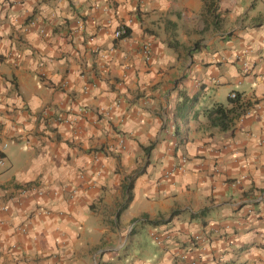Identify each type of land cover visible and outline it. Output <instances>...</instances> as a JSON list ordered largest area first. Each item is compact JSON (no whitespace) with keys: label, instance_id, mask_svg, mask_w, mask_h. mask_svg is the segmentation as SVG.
<instances>
[{"label":"crops","instance_id":"0c3cea01","mask_svg":"<svg viewBox=\"0 0 264 264\" xmlns=\"http://www.w3.org/2000/svg\"><path fill=\"white\" fill-rule=\"evenodd\" d=\"M255 3L0 0V264H264ZM230 80L257 100L232 130L173 115L182 94H198L197 109Z\"/></svg>","mask_w":264,"mask_h":264},{"label":"trees","instance_id":"16d2710c","mask_svg":"<svg viewBox=\"0 0 264 264\" xmlns=\"http://www.w3.org/2000/svg\"><path fill=\"white\" fill-rule=\"evenodd\" d=\"M126 34H127V30H125L124 35ZM229 94L225 102L213 100L209 104H204L197 109L195 108V105L198 102L199 95L193 94L191 97H189L186 94H182V98L175 106L173 115L177 116L182 122L186 121L189 118V116L193 118L201 117L206 121L208 126L216 128L219 131L232 130L235 126V123L243 115H245L253 107L255 103H257V100L255 98L246 97L244 96L243 92H239V91H234V97L232 98L229 96ZM174 127H175L174 132L177 135V132H178L177 127L176 126ZM177 140L182 141V138L180 137V135H178ZM151 146H152V143L143 147V149L147 151L148 149L151 148ZM141 171L142 169L138 168L134 170L131 174H129L128 176L122 179L121 190L123 193V199L115 211L114 219H116L119 213L123 209L126 208L129 201L131 200L132 182L134 178L141 173ZM242 205L243 203H241L239 207H241ZM205 211H207V209L203 208L200 211H198L196 214H194L192 217L202 215L205 213ZM178 212L179 210L172 209L167 218L147 220L146 217H142L141 219L137 221L147 222L155 226L157 224H161V223L169 221L172 218V216H174ZM114 221L110 220L112 225ZM189 241H190V244L195 242V240L191 237Z\"/></svg>","mask_w":264,"mask_h":264},{"label":"rangeland","instance_id":"374dc122","mask_svg":"<svg viewBox=\"0 0 264 264\" xmlns=\"http://www.w3.org/2000/svg\"><path fill=\"white\" fill-rule=\"evenodd\" d=\"M255 8L258 11L264 12V0H256ZM231 90L242 91L247 90V88L244 82L236 83L233 80H230L226 84L215 85L208 89L203 97V101L208 102L210 100H215L225 102Z\"/></svg>","mask_w":264,"mask_h":264},{"label":"built area","instance_id":"2783aa9c","mask_svg":"<svg viewBox=\"0 0 264 264\" xmlns=\"http://www.w3.org/2000/svg\"><path fill=\"white\" fill-rule=\"evenodd\" d=\"M124 33H125V28L120 26L113 31V37L114 38H120L124 35ZM140 51H141L142 55H144L145 58L147 59L148 58V52H149V43H143ZM229 96L231 98L234 97V92H230ZM1 163H2V156L0 155V164ZM18 191L20 194L26 193L27 191H37L38 192L37 188L34 185L21 186ZM38 193H40V192H38ZM154 239L156 240V242L163 241V239L159 240L158 236H154ZM178 259H179L178 260L179 264H200V262L197 259H187L183 254H179Z\"/></svg>","mask_w":264,"mask_h":264},{"label":"clouds","instance_id":"9594fccd","mask_svg":"<svg viewBox=\"0 0 264 264\" xmlns=\"http://www.w3.org/2000/svg\"><path fill=\"white\" fill-rule=\"evenodd\" d=\"M126 30V29H125ZM123 36H125V35H123Z\"/></svg>","mask_w":264,"mask_h":264}]
</instances>
